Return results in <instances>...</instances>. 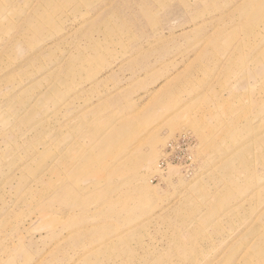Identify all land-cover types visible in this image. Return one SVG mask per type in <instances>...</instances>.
Masks as SVG:
<instances>
[{
  "label": "rangeland",
  "instance_id": "rangeland-1",
  "mask_svg": "<svg viewBox=\"0 0 264 264\" xmlns=\"http://www.w3.org/2000/svg\"><path fill=\"white\" fill-rule=\"evenodd\" d=\"M0 264H264V0H0Z\"/></svg>",
  "mask_w": 264,
  "mask_h": 264
}]
</instances>
